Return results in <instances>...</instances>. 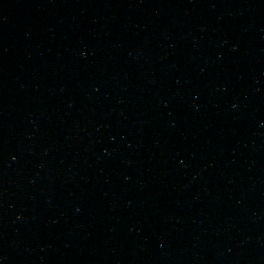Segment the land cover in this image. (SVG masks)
<instances>
[{"label": "water", "instance_id": "1", "mask_svg": "<svg viewBox=\"0 0 264 264\" xmlns=\"http://www.w3.org/2000/svg\"><path fill=\"white\" fill-rule=\"evenodd\" d=\"M0 264H264V0H0Z\"/></svg>", "mask_w": 264, "mask_h": 264}]
</instances>
